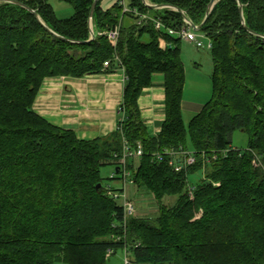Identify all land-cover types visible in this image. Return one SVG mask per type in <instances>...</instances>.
I'll use <instances>...</instances> for the list:
<instances>
[{
    "label": "trees",
    "instance_id": "16d2710c",
    "mask_svg": "<svg viewBox=\"0 0 264 264\" xmlns=\"http://www.w3.org/2000/svg\"><path fill=\"white\" fill-rule=\"evenodd\" d=\"M64 1L73 9L64 20L48 0L0 2V264H106L118 251L127 264H264V0H238L244 25L237 0H218L200 31L190 27L207 40L201 49L210 54L213 92L187 125L182 41L166 32L186 27L180 13L142 0L103 11L99 0L90 39L93 0ZM148 2L177 8L199 26L210 0ZM133 12L149 19L138 24ZM116 71L125 78L122 103L106 136L78 139L33 110L48 78ZM155 74L164 79L165 119L151 136L138 98ZM235 132L247 136L244 150L232 145ZM180 149L195 163L174 172L165 151ZM104 167L113 169L109 179ZM129 187L158 204L153 218H124L123 197L136 210Z\"/></svg>",
    "mask_w": 264,
    "mask_h": 264
},
{
    "label": "crops",
    "instance_id": "0c3cea01",
    "mask_svg": "<svg viewBox=\"0 0 264 264\" xmlns=\"http://www.w3.org/2000/svg\"><path fill=\"white\" fill-rule=\"evenodd\" d=\"M197 66L194 62L192 69L195 72L190 70L196 79L199 78L196 74ZM184 75L186 77L185 67ZM124 80L122 71L81 79L48 78L42 83L33 103V110L51 125L71 130L78 139L94 140L116 130ZM163 82V76L155 74L152 77V86L138 98L142 122L151 136L158 134L165 119ZM204 104L198 101H184L183 92L182 113L187 110L196 114ZM133 191L134 188L131 187L128 195Z\"/></svg>",
    "mask_w": 264,
    "mask_h": 264
},
{
    "label": "rangeland",
    "instance_id": "374dc122",
    "mask_svg": "<svg viewBox=\"0 0 264 264\" xmlns=\"http://www.w3.org/2000/svg\"><path fill=\"white\" fill-rule=\"evenodd\" d=\"M117 0H101L100 8L103 11L109 9ZM148 2V0H146ZM48 3L52 7L55 16L59 19H67L73 15V9L71 5L64 0H48ZM91 23V28H92ZM93 30V28H92ZM202 43H206V38L201 39ZM181 57L183 61V66L186 70V77L184 83V101H198L199 103H206L210 100L213 87L211 82V73H212V62L210 54L206 49H197L192 44H188L182 41L181 43ZM194 62L198 64L196 74L199 75V78H195L190 70L195 72L192 69ZM196 70V69H195ZM183 123L188 124L190 119L195 115V113L184 110L183 111ZM188 149L191 150V146L188 143ZM232 145L239 150H244L247 146V136L241 132H235L232 136ZM113 169L111 167H104L100 170V175L103 179H109L111 177ZM202 175L201 173H196L189 177V182L191 184H196ZM105 183L114 188H118L119 184L113 181H105ZM131 187L127 188V191ZM129 197L133 199L136 213L135 216L139 218H153L157 213L158 204L149 196L145 195L143 192L138 191L137 188H134V191L130 193ZM173 200L165 198L162 203L168 205L172 203ZM125 255L118 251L115 254L110 255L106 264H124ZM130 258V256H127ZM65 264V263H57Z\"/></svg>",
    "mask_w": 264,
    "mask_h": 264
},
{
    "label": "built area",
    "instance_id": "2783aa9c",
    "mask_svg": "<svg viewBox=\"0 0 264 264\" xmlns=\"http://www.w3.org/2000/svg\"><path fill=\"white\" fill-rule=\"evenodd\" d=\"M144 4L148 5V6L152 5L149 2H147L146 0H144ZM121 5L123 6V12H129L130 11L125 7V4L123 2L121 3ZM133 13L138 16V22H137L138 24L149 19V17L145 14H139L136 12H133ZM153 24H154V28L157 30H160L163 27L159 20H153ZM184 24L186 25V27L178 33H174L170 29H167L166 32L169 35H175L178 39H180L181 41H183L185 43L192 44L197 49L203 48L204 45L201 43L199 38L193 32L190 31V26H189L188 22L184 20ZM108 38L112 44H115L117 41V38H118V30L115 29L113 31L108 32ZM205 47L207 49H211V47H212L211 43H208ZM104 66H108V63H104ZM165 154H167L168 158H169L168 166L170 168H172V170L174 172H180L185 167L192 166L195 163V159L190 155V152L184 151L182 149H180L178 151L166 150ZM128 156H130V153H125V155L123 156V162L125 161V158ZM134 156H136V157L141 156L140 146L137 147V151L135 152ZM158 159L161 160V157L158 156ZM124 175H125V172H123V176ZM122 208L124 211V218L125 219H127V218L129 219V218H132L135 216L136 210H135L133 204L131 202L127 201V199H125L124 197L122 198ZM124 264H127L126 259L124 260Z\"/></svg>",
    "mask_w": 264,
    "mask_h": 264
},
{
    "label": "water",
    "instance_id": "95a60500",
    "mask_svg": "<svg viewBox=\"0 0 264 264\" xmlns=\"http://www.w3.org/2000/svg\"><path fill=\"white\" fill-rule=\"evenodd\" d=\"M3 1H4V0H0V2H3ZM98 1H99V0H93V3H92L91 8H90V13H89V30H90V39H93V32H92V29H91V17H92V15H93L94 9H95V7H96ZM142 1H143V3H144V0H142ZM217 1H218V0H210L209 4H208V6H207L206 15H205V17H204V20H203V22H202L199 26H195L193 23H191V22L186 18V16L184 15V13H183L181 10L177 9V8H174V7H171V6H156V5H149V6L146 5V6H148V7H150V8H171V9L177 11L178 13H180V15L182 16L183 20H185V21L188 22L189 26L192 28L193 31L198 32V31L201 30L202 25H203L204 22L206 21V19H207L209 13H210L212 7L214 6V4H215ZM237 1H238V0H237ZM12 3H14L15 5H18V6L22 7V8H24V9H26V10L29 11L30 13H32V14L35 16V18L37 19V21L41 24V26H42L47 32L52 33V32L50 31V29H48V28H47V27L41 22V20L39 19V17L36 15V13H35L34 11L30 10L28 7L24 6V5L21 4V3H18V2H15V1H14V2L12 1ZM238 6H239V15H240V18H241L242 24L244 25V21H243V17H242V6H241V4L239 3V1H238ZM246 30H247V32L253 34L250 30H248V29H246ZM52 34H53L54 36H56L58 39H61V40H65V41H66V39H64V38H62V37H59L58 35H55L54 33H52ZM98 187H99V186H98Z\"/></svg>",
    "mask_w": 264,
    "mask_h": 264
}]
</instances>
